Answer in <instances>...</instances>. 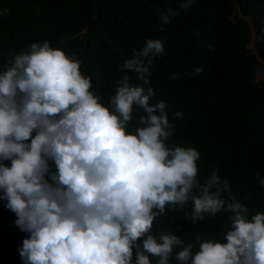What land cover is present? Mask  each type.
<instances>
[{
    "label": "clouds",
    "instance_id": "1",
    "mask_svg": "<svg viewBox=\"0 0 264 264\" xmlns=\"http://www.w3.org/2000/svg\"><path fill=\"white\" fill-rule=\"evenodd\" d=\"M194 3L178 0L159 15L161 25ZM163 44L149 38L133 49L118 67L139 83L119 77L107 105L90 91L81 61L47 40L10 56L0 70V201L28 233L18 247L21 264H152L149 254L155 264H169L170 254L176 264H264V213L249 219L215 169L199 183L194 147L166 145L174 128L169 105L150 103L151 66ZM172 115L183 118L181 111ZM258 182L264 186V176ZM189 199L185 216L193 223L223 208L231 227L224 242L205 240L195 253L189 243L173 254L182 240L149 230L166 204Z\"/></svg>",
    "mask_w": 264,
    "mask_h": 264
},
{
    "label": "trees",
    "instance_id": "2",
    "mask_svg": "<svg viewBox=\"0 0 264 264\" xmlns=\"http://www.w3.org/2000/svg\"><path fill=\"white\" fill-rule=\"evenodd\" d=\"M177 6L178 0H0V70L10 56L47 40L81 61L82 74L91 77L90 91L107 105L119 77L139 83L118 66L146 39L162 38L164 51L151 66L155 96L150 103L166 100L169 105L174 128L166 145L194 147L199 152L197 181L202 184L215 169L250 219L264 213V186L258 182L264 176V0H195L161 25L159 15ZM254 32L261 37L255 39L256 51L250 48ZM198 66L203 70L192 75ZM176 111L182 119L172 115ZM193 194L198 195L195 188ZM221 197L231 202L228 193ZM3 205L0 201V264H21L18 247L28 233L18 229L15 214ZM191 206L190 199L166 204L149 230L175 233L183 243L173 254L189 243L195 253L205 240L224 242L230 230V212L202 213L193 223L185 216ZM149 259L155 264L158 258L149 254ZM169 264H176L172 254Z\"/></svg>",
    "mask_w": 264,
    "mask_h": 264
},
{
    "label": "rangeland",
    "instance_id": "3",
    "mask_svg": "<svg viewBox=\"0 0 264 264\" xmlns=\"http://www.w3.org/2000/svg\"><path fill=\"white\" fill-rule=\"evenodd\" d=\"M246 18L249 19V20L251 19L250 16H246ZM250 48H252L254 51L257 50V43H256V40L254 39V37H253L252 42L250 44ZM258 77L259 78H263L262 71L258 72Z\"/></svg>",
    "mask_w": 264,
    "mask_h": 264
},
{
    "label": "water",
    "instance_id": "4",
    "mask_svg": "<svg viewBox=\"0 0 264 264\" xmlns=\"http://www.w3.org/2000/svg\"><path fill=\"white\" fill-rule=\"evenodd\" d=\"M239 11L241 12V8L239 7ZM251 20H252V18H251ZM252 22V27H253V29H254V31H255V25H254V23H253V21H251ZM254 36H255V38H257V34L254 32Z\"/></svg>",
    "mask_w": 264,
    "mask_h": 264
},
{
    "label": "bare ground",
    "instance_id": "5",
    "mask_svg": "<svg viewBox=\"0 0 264 264\" xmlns=\"http://www.w3.org/2000/svg\"><path fill=\"white\" fill-rule=\"evenodd\" d=\"M254 39H256L255 36H254Z\"/></svg>",
    "mask_w": 264,
    "mask_h": 264
}]
</instances>
